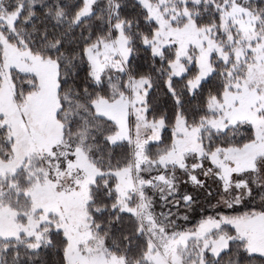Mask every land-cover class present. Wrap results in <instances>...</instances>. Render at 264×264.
Returning <instances> with one entry per match:
<instances>
[{
	"label": "snow or ice",
	"instance_id": "1",
	"mask_svg": "<svg viewBox=\"0 0 264 264\" xmlns=\"http://www.w3.org/2000/svg\"><path fill=\"white\" fill-rule=\"evenodd\" d=\"M0 264H264V0H0Z\"/></svg>",
	"mask_w": 264,
	"mask_h": 264
}]
</instances>
